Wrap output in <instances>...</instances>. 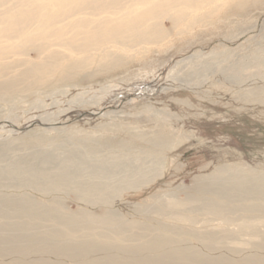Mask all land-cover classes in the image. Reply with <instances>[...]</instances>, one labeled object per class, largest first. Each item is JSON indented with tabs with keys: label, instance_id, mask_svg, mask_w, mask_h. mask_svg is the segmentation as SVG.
<instances>
[{
	"label": "rangeland",
	"instance_id": "1",
	"mask_svg": "<svg viewBox=\"0 0 264 264\" xmlns=\"http://www.w3.org/2000/svg\"><path fill=\"white\" fill-rule=\"evenodd\" d=\"M241 1L68 49L53 69L1 90L0 206L23 201L78 218L77 239L153 236L213 256L263 257L264 0ZM17 57H7L9 75L23 68ZM37 216L1 209L0 223L70 231Z\"/></svg>",
	"mask_w": 264,
	"mask_h": 264
},
{
	"label": "bare ground",
	"instance_id": "2",
	"mask_svg": "<svg viewBox=\"0 0 264 264\" xmlns=\"http://www.w3.org/2000/svg\"><path fill=\"white\" fill-rule=\"evenodd\" d=\"M6 1L0 0V4L9 2ZM219 1L16 0L13 4L9 2L7 8L0 10V92L16 85L18 76L20 78L40 76L53 69L63 61L68 49L82 51L87 49L91 42L119 40L128 32L139 35L142 33L141 29L154 30L164 15L179 21L190 11L212 3L217 4ZM111 4L117 8L109 14L94 13L93 16L85 14V8L89 6L97 8ZM22 47L36 49L40 59L28 61L27 57L21 56L24 51L15 49ZM19 53L18 62H21L23 68L16 75H9L14 65L9 60L10 57H7ZM69 64L67 67L71 66ZM1 209L5 212L33 213V216L54 218L58 223L67 224L70 231L42 228L40 223L35 224L39 225L38 228L32 227L31 225L35 226L33 223L21 221L17 222L18 224L0 223V264H264V256L247 255L240 259L226 255L213 256L192 250L185 242H174L163 237L152 236L153 238L140 244H122L116 242V239L113 241L108 239L109 237L97 236L77 239L71 233L81 226L82 221L78 218H66L52 211L33 209L23 201L9 199L3 200ZM94 219L87 218V223H92ZM100 251L104 256H100ZM39 253H42V257H37Z\"/></svg>",
	"mask_w": 264,
	"mask_h": 264
}]
</instances>
